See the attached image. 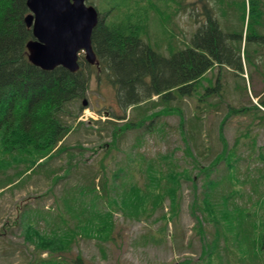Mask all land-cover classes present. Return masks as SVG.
I'll return each mask as SVG.
<instances>
[{"label":"trees","instance_id":"16d2710c","mask_svg":"<svg viewBox=\"0 0 264 264\" xmlns=\"http://www.w3.org/2000/svg\"><path fill=\"white\" fill-rule=\"evenodd\" d=\"M27 1L0 0V194L26 187L35 176L51 183L48 194L61 182L63 190L51 207L26 205L21 210L18 203V217L1 225V237L19 231L27 249L22 264H95L80 251L75 254L74 248L81 241H93L107 258V246L119 242L118 216L123 222L158 225L156 234L144 235L135 244H164L170 224L176 232L186 185L193 188L189 208L193 233L207 242V264H264V147L253 145L250 158L259 164L245 171L239 152L255 122L264 121V90L256 95L258 104L250 100L248 106L235 107L226 101L228 115L217 128L218 150L209 144L216 133H209L207 126L208 116L224 104L220 98L222 93L226 96L227 87L222 82L241 77L244 63L264 69V61L258 66L264 58V0H248L249 7L246 0L238 5L242 22L248 21L246 35L243 23L209 27L187 45L183 40L181 47H175L174 38H169L165 51L156 45L161 53L147 42L149 7L134 11L133 4L143 0H120L110 6L115 13L110 22L104 16L94 30L97 67L83 59L75 74L62 67L43 71L30 62L27 45L33 30L25 24L30 12ZM162 2L176 3L180 9V0ZM121 3L124 16L119 14ZM215 67L233 71L217 77L218 71L213 83L208 74ZM95 68L107 75L118 102L131 113L107 115L105 120L101 116L91 121L96 128L80 119L87 109L83 103ZM215 96L220 98L210 101ZM186 99L198 103L190 108ZM244 114L253 120L246 132L236 133L231 145L226 123ZM168 116L180 117L182 156H176L181 147L151 157L133 150L116 167L110 165L122 153L129 133L141 132L134 144L140 149L143 136L164 132L162 119ZM82 128L100 137L105 134L111 142L85 157L82 146L68 145L71 134ZM93 158L98 159L91 163Z\"/></svg>","mask_w":264,"mask_h":264},{"label":"rangeland","instance_id":"374dc122","mask_svg":"<svg viewBox=\"0 0 264 264\" xmlns=\"http://www.w3.org/2000/svg\"><path fill=\"white\" fill-rule=\"evenodd\" d=\"M103 0H89L88 2H93L95 7L100 12H106L111 9V5H116L120 0H105V3L102 4ZM235 2L233 5V10H228V5L221 4L219 14L221 12V17L225 18V21H220L222 26L228 27L241 25L242 22V8L239 6L245 0H232ZM247 1V0H246ZM245 1V2H246ZM202 12L206 14V11H213L214 4L213 0H202ZM130 3H135V0H131ZM176 4V3H175ZM175 4H169L166 6L162 0H143L140 4H133L134 11L140 10V6H148L149 13L147 15L148 19L146 24L148 25V39L147 42L152 44L154 50L158 53H161L156 45L159 46L163 51L167 50L169 44V38H174L173 44L175 47H181V42L184 38V21L185 17L182 11V0L180 2V9H177ZM132 5V6H133ZM239 5V6H238ZM208 7V8H207ZM125 8L121 3L120 9ZM176 8V9H174ZM264 8V7H263ZM167 9H172L166 11ZM201 11V10H200ZM249 11V8H248ZM166 12V14H163ZM127 12H119L120 16H124ZM115 13H110L106 17V22H110L111 15ZM115 16V15H114ZM249 14L247 15V19ZM169 20V22H167ZM204 20V19H203ZM222 20V19H221ZM247 22L243 26L245 27V35L247 32ZM262 28H264V21L261 23ZM188 26V24H187ZM258 28H260L258 26ZM187 31L191 35L195 31V26L192 22L189 23ZM245 39V37H243ZM152 41V42H151ZM245 41H243L244 47ZM251 50L255 48L256 44L251 43ZM260 50V48H259ZM261 53L264 54V44L261 47ZM169 54V53H167ZM264 57V55L262 56ZM262 61L264 58L259 59L258 66H262ZM246 71L244 73H239L241 77L237 78L231 77L227 78V83L222 82L227 90L221 94L220 97H212L211 100H217L218 98L224 101V104L221 105L220 111L218 113H213L208 116L207 126L209 133H216L212 136V143H209L214 146L215 149H219L218 142V130L217 128L222 124L223 119L228 114V109L225 103L228 101L229 104H233L235 107L240 105L248 106L250 100L253 103H258L257 94H260L264 90V69L261 68L257 70L255 65H245ZM260 68V67H259ZM96 69V68H95ZM228 70L229 73L233 70L218 69L215 67L208 76L213 77V83L216 81L215 74L223 75ZM98 75L101 80H98ZM232 75V74H230ZM108 77L104 72L96 69L93 72L89 84V90L85 101L88 103L87 109L81 115V121H83L88 127H95L96 125L92 124V120H98L103 116V120L106 119L107 115H117V116H126L131 115L130 111L126 110L120 105L117 100V94L115 88L108 82ZM202 92V91H201ZM221 93V91H220ZM198 100V99H197ZM197 100L186 99L187 106L194 108L197 105ZM176 105V104H174ZM192 114V113H191ZM253 120L252 117L248 114L241 115L239 117L232 116L226 123L225 134H227L228 140L232 145L235 141L236 133L240 134L242 131L246 132L249 128L250 121ZM165 124L164 132L156 134L155 137H152L151 134L143 136V142L139 149L138 145L135 144V138L137 135H140L141 132L132 131L128 134L127 138L123 140L124 144L121 146L122 153H118L115 160L110 161V165L114 168L116 164L121 161L128 153L132 154L133 150L145 152L147 157H151L157 152H167L175 150L177 147H181L180 150L176 151V156L180 157L184 151V143L181 139V135L178 132V126L180 123L179 116H168L162 119ZM123 120H120V123H123ZM100 137L97 134H91L85 131V129L79 130L77 133H72L68 145L78 149L80 146L83 147L82 154L85 157L92 155V151L99 146L105 145L111 142V138L108 136ZM209 139V138H208ZM209 141V140H208ZM256 145L264 147V121L255 122L254 126L251 129V135L249 138H246L242 141V146L239 148V152L242 154L245 159L240 163V168L242 171H245L248 167L255 168L259 162L257 160H251L250 155L254 152V146ZM98 146V147H97ZM137 147V149H134ZM126 153V156H125ZM258 154V152H256ZM133 158L136 156L132 155ZM98 158H93L91 163L96 161ZM120 166V165H119ZM138 176V173L136 174ZM212 177H216L213 175ZM71 179L69 178V181ZM201 187V184H199ZM51 183L46 181L42 176L33 177L29 185L22 189H18L12 192H5L0 194V231L1 225L5 224L7 220H15L18 216V209L16 205L19 203L21 205V210H24L26 205H29L33 208L39 207H51L54 205V200L56 196H60L63 190V182L56 186L54 193H49ZM202 189V188H200ZM201 191V190H200ZM38 197V198H37ZM193 199V188L188 185L185 186V191L183 193V206L181 210L180 217L176 220V232L174 225H169L168 239L164 244L155 245L149 243L148 245H137L135 241L144 235L151 234L154 232L156 234L158 230V225H151V223H132V222H123V219L118 216L119 226V242L117 245H109L108 247V256L104 258L96 243L93 241H81L79 246L75 247V254H78L80 251L85 259L88 261L94 260L95 264H207L210 263V260L204 254L206 252L207 242L203 237H200L199 234L193 233L194 230V219L190 215V204ZM43 210V209H42ZM173 236V237H172ZM175 236V238H174ZM176 240V241H175ZM23 239L19 235V231L14 229L13 232H10L9 235L5 237L0 236V264H22L24 261V256L22 253L27 251L23 246ZM73 250V251H74Z\"/></svg>","mask_w":264,"mask_h":264},{"label":"water","instance_id":"95a60500","mask_svg":"<svg viewBox=\"0 0 264 264\" xmlns=\"http://www.w3.org/2000/svg\"><path fill=\"white\" fill-rule=\"evenodd\" d=\"M87 0H28L30 14L25 24L33 29L27 45L31 63L43 71L62 67L71 73L81 69V57L98 64L93 33L99 13ZM87 101L84 106H87Z\"/></svg>","mask_w":264,"mask_h":264},{"label":"flooded vegetation","instance_id":"af4514ba","mask_svg":"<svg viewBox=\"0 0 264 264\" xmlns=\"http://www.w3.org/2000/svg\"><path fill=\"white\" fill-rule=\"evenodd\" d=\"M230 2L231 0H213V4L215 7L213 8L214 12L208 9L205 14L204 12H202V6L204 5L202 0H182V11L185 17L183 39L186 45L188 44L189 39L198 38V36H200V33L205 31L209 27H211L212 30L214 27L220 29V21L226 22L225 18L223 16L221 17V12L219 14L220 8L226 7L228 5L227 9L230 11ZM225 3L226 6H220L221 4L225 5ZM120 11L123 12L124 9L121 8ZM190 22H192L195 26V31L191 35L187 31V27L189 26Z\"/></svg>","mask_w":264,"mask_h":264}]
</instances>
